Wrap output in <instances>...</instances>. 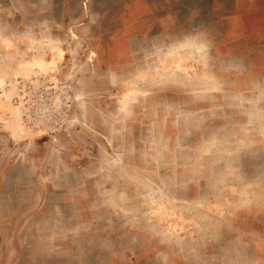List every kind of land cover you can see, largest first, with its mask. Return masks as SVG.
Segmentation results:
<instances>
[{
	"label": "rangeland",
	"instance_id": "rangeland-1",
	"mask_svg": "<svg viewBox=\"0 0 264 264\" xmlns=\"http://www.w3.org/2000/svg\"><path fill=\"white\" fill-rule=\"evenodd\" d=\"M0 264H264V0H0Z\"/></svg>",
	"mask_w": 264,
	"mask_h": 264
}]
</instances>
